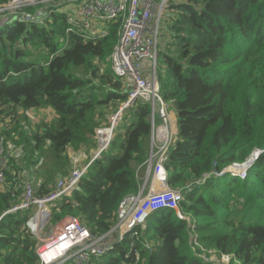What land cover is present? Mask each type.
<instances>
[{"label":"trees","instance_id":"trees-1","mask_svg":"<svg viewBox=\"0 0 264 264\" xmlns=\"http://www.w3.org/2000/svg\"><path fill=\"white\" fill-rule=\"evenodd\" d=\"M45 7L25 10L47 14ZM167 17L169 39L163 36L159 56L168 74L158 72V79L180 135L166 166L170 185L187 189L181 205L196 218L197 244L187 221L164 207L149 217L139 240L129 233L85 264H215L201 256L203 248L233 254L231 264H264V151L244 178L227 172L195 183L264 150V0H175ZM46 18L18 17L0 26V141L9 165L0 218L22 201L17 184L31 181L28 175L36 195L45 196L74 167L68 148L91 154L97 129L110 127L132 87L111 68L117 24L108 36L85 40L66 37L61 14ZM46 108L57 117L34 130L28 112ZM152 112L143 100L124 111L125 130L91 162L72 195L52 208L50 224L78 217L95 235L115 226L124 198L144 182L136 164L147 169ZM19 148L24 167L13 154ZM33 213L18 210L0 220V264H39L38 238L26 226Z\"/></svg>","mask_w":264,"mask_h":264},{"label":"built area","instance_id":"built-area-1","mask_svg":"<svg viewBox=\"0 0 264 264\" xmlns=\"http://www.w3.org/2000/svg\"><path fill=\"white\" fill-rule=\"evenodd\" d=\"M172 0H10L0 4V26L18 17L24 21L41 23L52 13L62 15L65 22V34H71L85 40H98L110 34L111 24H117V40L111 54V68L116 76L132 81L127 100L117 113L110 117V127L98 128L99 150L94 155L83 153L82 157H91L90 163L74 167L69 175L60 178L52 191L45 196H37L33 184L28 180L17 184L22 187V201L7 210L0 220L11 212L33 208L34 214L26 222V226L34 235H39L44 229V223L50 222L51 209L71 196L78 187L83 175L91 162L109 148L115 134L120 133L124 111L136 101L151 103L152 147L150 157L146 162L147 176L137 194L124 198L118 222L107 233L93 234L78 217H70L61 232L37 245L36 253L39 264H65L73 261L75 264H85L93 256L102 257L112 250L116 243L124 240L129 233L140 238L145 235L147 219L160 208L168 207L176 210L180 219L187 221L191 244H197L196 218L182 208L186 188L172 186L169 183V170L166 166L169 152L180 135L179 119L173 105L164 100L158 79V59L163 35L161 22L168 15ZM45 5L47 14L39 11L37 14L26 12L27 7ZM45 7V9H46ZM176 127V128H175ZM177 129V132H176ZM109 130L110 134L105 131ZM105 133V135L103 134ZM104 135V136H103ZM114 135V136H113ZM73 150V149H72ZM264 150L256 149L252 154L255 160ZM247 160L244 162L246 163ZM235 163L224 171L205 173L195 183H204L212 174L221 176L231 172L233 175L245 177L246 167L241 174L232 171ZM8 158L0 146V186L6 184ZM190 184L188 188H192ZM186 190V191H185ZM143 230L141 233L137 227ZM134 245V244H133ZM213 254L212 250H207ZM133 251V250H132ZM215 253H218L217 250ZM221 261L235 259L233 254L221 253ZM139 260V254L136 256ZM228 258V260H226Z\"/></svg>","mask_w":264,"mask_h":264},{"label":"rangeland","instance_id":"rangeland-1","mask_svg":"<svg viewBox=\"0 0 264 264\" xmlns=\"http://www.w3.org/2000/svg\"><path fill=\"white\" fill-rule=\"evenodd\" d=\"M173 1H175V0H172L171 3ZM178 1H181V0H178ZM168 12H170V9L168 10ZM167 16L168 15H166L164 17L163 21L161 22V34L163 36H165V33L168 32V26H167V18L168 17ZM47 20H49V19L46 18V19L42 20L41 23H44ZM50 22H51V20H50ZM168 39L169 38L165 36V40L167 41ZM165 40L163 41V43H166ZM158 72H159V75H160V73H167L168 74V69L161 62L160 56H159V59H158ZM28 116H29V120H30V126L32 125L33 128H34V130H37L36 127H37L38 124H41L43 122L44 123H51L57 117V115L55 114V112L52 109H50V108L40 109V110H31L30 112H28ZM10 117H12V116H10ZM7 121L10 122V119H8ZM4 125H5L4 122L0 123V129ZM102 128H108V127H102ZM118 130H120V133H121V132H123L125 130V127L124 126H122V127L119 126L118 127ZM28 131H30L29 128H28ZM105 132L108 133V134H110V131L109 130H106ZM176 132H177V129H176ZM103 134L105 135L104 132H103ZM97 138H98V143H97L98 146H97V148H94L92 150V153L94 155L99 150V141H100L99 140V136H97ZM151 147H152V139H151L150 153H151ZM68 152H69V155H70V157L72 159L74 157V163L75 164L85 165L87 163H90V161L92 160L91 157L87 160V157H82V154H83L82 152L73 151L72 148H68ZM150 153H149V157H150ZM13 154L19 159L18 162H17L19 164V166L20 167H24L26 165L25 164V160H24L25 149H24V154L22 153V149L21 148L15 149L13 151ZM136 167H137V172H138L139 178H143V177L146 178V176H147V169H146V167H145V169H143L141 166H138V164H136ZM239 173H242V171H240ZM28 176H29V179L32 181L31 174L28 175ZM60 178H62V177H60ZM60 178H58L56 180V183H57V181ZM31 183H33V182H31ZM51 212H52V209H51ZM69 219H70V217L64 218L61 221L57 222L56 224H52V223L50 224V222L44 223L43 224L44 225L43 231L39 235H35L38 238V245H40L41 243H43L45 240H47L49 238H52L58 232H61L63 230V228L65 227V225L67 224V222L69 221ZM148 219H147V221H148ZM143 230H145V228ZM196 249H197V247H195V250ZM211 250H212L213 254H208L209 253L208 251L203 250L201 256L203 258H205L207 261H213L215 264H231V263H228L227 261H221V255L219 253H215V251H216L215 249H211ZM226 260H228V258H226ZM230 262H231V260H230Z\"/></svg>","mask_w":264,"mask_h":264},{"label":"bare ground","instance_id":"bare-ground-1","mask_svg":"<svg viewBox=\"0 0 264 264\" xmlns=\"http://www.w3.org/2000/svg\"><path fill=\"white\" fill-rule=\"evenodd\" d=\"M1 141L3 142V138L1 139ZM0 141V142H1ZM247 163H242V164H237L236 166L233 167L232 171L234 172V174H241L239 173L240 171H243L244 168L247 166ZM74 192V191H73ZM34 214V213H33ZM147 223V222H146Z\"/></svg>","mask_w":264,"mask_h":264},{"label":"water","instance_id":"water-1","mask_svg":"<svg viewBox=\"0 0 264 264\" xmlns=\"http://www.w3.org/2000/svg\"><path fill=\"white\" fill-rule=\"evenodd\" d=\"M255 156H256V153H255V155L254 154H252L248 159H247V167H246V169L250 166V165H253L254 163H255ZM130 196V195H129Z\"/></svg>","mask_w":264,"mask_h":264}]
</instances>
